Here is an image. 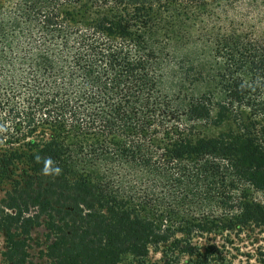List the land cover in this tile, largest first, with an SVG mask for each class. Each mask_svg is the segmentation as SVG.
<instances>
[{"label":"trees","instance_id":"16d2710c","mask_svg":"<svg viewBox=\"0 0 264 264\" xmlns=\"http://www.w3.org/2000/svg\"><path fill=\"white\" fill-rule=\"evenodd\" d=\"M4 182L0 264L40 227L44 264H226L264 229V0H0Z\"/></svg>","mask_w":264,"mask_h":264},{"label":"rangeland","instance_id":"374dc122","mask_svg":"<svg viewBox=\"0 0 264 264\" xmlns=\"http://www.w3.org/2000/svg\"><path fill=\"white\" fill-rule=\"evenodd\" d=\"M171 71H169L170 73ZM174 83V75H168L165 86L170 89ZM4 182L0 184V204L5 197V192L9 190V184ZM43 229L36 228L31 232L33 241L38 242L39 245L32 244V261L34 264H44L43 259H39V251L45 247L43 239ZM33 242V243H34ZM225 251L226 264H264V229L244 230L238 235L231 236L228 240ZM221 245L222 241H217ZM3 235L0 233V252L3 250ZM160 256L158 254H151L153 261H158Z\"/></svg>","mask_w":264,"mask_h":264},{"label":"clouds","instance_id":"9594fccd","mask_svg":"<svg viewBox=\"0 0 264 264\" xmlns=\"http://www.w3.org/2000/svg\"><path fill=\"white\" fill-rule=\"evenodd\" d=\"M51 163H52L51 160H46L45 161V167L43 169L44 173L48 174L49 171H51L54 174H58L60 169L59 168H50Z\"/></svg>","mask_w":264,"mask_h":264}]
</instances>
